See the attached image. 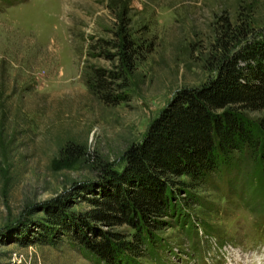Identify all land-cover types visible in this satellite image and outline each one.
<instances>
[{
	"label": "rangeland",
	"instance_id": "rangeland-1",
	"mask_svg": "<svg viewBox=\"0 0 264 264\" xmlns=\"http://www.w3.org/2000/svg\"><path fill=\"white\" fill-rule=\"evenodd\" d=\"M244 17L263 34L264 0H0V264H111L76 244L69 227L55 226L52 243L42 236L55 206L68 223L85 220L89 238L101 229L137 241L127 222L94 217L107 169L124 166V151L175 90L213 72L222 19ZM119 23L144 47L126 99L111 103L86 80L90 66L117 62L96 44L113 40ZM252 161L173 189L121 264H245L239 250L263 252L264 184L250 188Z\"/></svg>",
	"mask_w": 264,
	"mask_h": 264
},
{
	"label": "trees",
	"instance_id": "trees-1",
	"mask_svg": "<svg viewBox=\"0 0 264 264\" xmlns=\"http://www.w3.org/2000/svg\"><path fill=\"white\" fill-rule=\"evenodd\" d=\"M246 20L222 19L208 54L213 72L198 85L175 90L142 137L124 151V166L107 169L94 217L107 225L127 222L137 228V241L101 229L95 230L98 238H89L85 220L68 223L55 206L42 233L49 243L55 226L69 227L80 247L108 263L121 264L128 258L125 252L137 251L144 242L150 229L146 217L163 209L173 189L178 195L179 189L198 186L208 173L229 170L243 159L254 162L249 169L256 178L250 186L254 193L259 183L264 184V114L255 119L246 114L264 107V33L252 34ZM115 36V40L99 38L96 47L117 62L108 68L90 66L86 80L92 92L111 103L126 99L127 74L144 47L123 23ZM108 45L114 49L109 51ZM260 189L264 195V187Z\"/></svg>",
	"mask_w": 264,
	"mask_h": 264
},
{
	"label": "bare ground",
	"instance_id": "bare-ground-1",
	"mask_svg": "<svg viewBox=\"0 0 264 264\" xmlns=\"http://www.w3.org/2000/svg\"><path fill=\"white\" fill-rule=\"evenodd\" d=\"M243 262V261H242Z\"/></svg>",
	"mask_w": 264,
	"mask_h": 264
}]
</instances>
